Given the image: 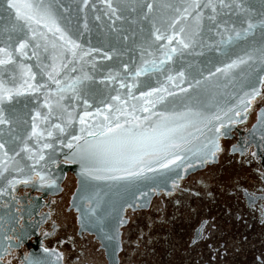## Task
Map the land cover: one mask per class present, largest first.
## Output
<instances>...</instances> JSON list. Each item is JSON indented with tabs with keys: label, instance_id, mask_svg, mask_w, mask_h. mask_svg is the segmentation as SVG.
Masks as SVG:
<instances>
[{
	"label": "water",
	"instance_id": "water-1",
	"mask_svg": "<svg viewBox=\"0 0 264 264\" xmlns=\"http://www.w3.org/2000/svg\"><path fill=\"white\" fill-rule=\"evenodd\" d=\"M14 2L40 3L47 15L18 20L8 0H0V48L11 53V60L0 53V60H8L0 63V118L6 121L0 123V224L7 194L17 184L8 181H29L35 175L34 188L57 189L69 171L76 178L69 207L80 229L99 238L109 264H117L125 208L147 205L159 190H170L178 178L214 160L217 127L235 120L259 92L264 75V0ZM249 24L254 27L245 32ZM157 29L164 40H156ZM21 42L25 47L18 52ZM129 85H135L131 96ZM115 96L120 101L112 100ZM49 101L51 113L45 106ZM105 116L146 135L173 130L174 146L167 149V157L141 154V176L116 180L94 176L123 172L86 175L78 146L104 139L99 131L107 123ZM34 123L41 135L32 134ZM57 124L65 130L54 127ZM89 131L96 136H89ZM169 160L175 162L159 167ZM1 236L0 232V242Z\"/></svg>",
	"mask_w": 264,
	"mask_h": 264
},
{
	"label": "flooded vegetation",
	"instance_id": "flooded-vegetation-1",
	"mask_svg": "<svg viewBox=\"0 0 264 264\" xmlns=\"http://www.w3.org/2000/svg\"><path fill=\"white\" fill-rule=\"evenodd\" d=\"M217 129L214 160L125 208L117 264H264V75L248 107ZM35 180L3 201L0 264H109L69 207L74 174L57 189L38 190Z\"/></svg>",
	"mask_w": 264,
	"mask_h": 264
},
{
	"label": "snow or ice",
	"instance_id": "snow-or-ice-1",
	"mask_svg": "<svg viewBox=\"0 0 264 264\" xmlns=\"http://www.w3.org/2000/svg\"><path fill=\"white\" fill-rule=\"evenodd\" d=\"M87 2V0H85ZM111 7V5H109ZM149 9H151L152 5H148ZM8 8L9 9H15L16 10V18L18 20H26V21H32L35 19V15H47V12L43 9L42 5L40 3H16L14 0H8ZM185 13H187L188 9L186 8ZM179 19V17H177ZM173 25H175V21H173ZM254 25L249 24L248 28L244 31L247 32L248 30L252 29ZM181 32H184V29H180ZM239 35V33H237ZM156 40L162 41L165 39V35L163 32H160L159 29H157V32L155 33ZM167 39L171 41L173 37L171 35L167 36ZM183 43V41H181ZM185 47L188 45L185 44ZM25 47V44L23 42L20 43V45L17 47V51H21ZM173 51H176V49H173ZM0 53H5L8 56V60H11V53L8 52L6 48H0ZM165 55L167 53L165 52ZM168 58H171L170 56ZM8 60H0V63H8ZM234 64L236 62H233ZM233 65H229L228 67H232ZM127 67V66H126ZM141 72H137L136 75H140ZM111 78V77H110ZM57 84H59V81H55ZM135 85H129V96H131V88ZM72 90H75V83H73L71 86ZM121 87H124L122 84ZM34 91L36 89H33ZM151 93H148L147 95H150ZM8 96L11 95V93H7ZM146 95L144 93L141 94ZM63 99V97H61ZM112 100L114 101H120L119 96L112 97ZM87 104V101H85ZM123 103V101H121ZM51 104V101L46 103V107H49V113H51L52 109L49 106ZM105 107L112 108L111 104H105ZM117 113H121V109L119 107L116 108ZM97 114H100L99 109L97 110ZM85 115H89V113H85ZM40 113L37 112L36 117H39ZM35 119V117H34ZM44 120L48 119V115H45L43 117ZM81 123H84V117L81 118ZM105 123L103 125V130L99 131V135L103 137L104 139L102 141L98 142H89L85 141L83 146H78V153L77 155L80 158V161L82 163V172L86 175H93L94 171H107V172H123L122 176H111V177H103L96 175L94 178L96 179H126V178H132L143 175V170L145 169V162L142 159V155L147 154H160L162 153L164 157H167L168 151L167 149L169 147L174 146L172 141L173 137L170 135V132L173 130H166V131H154L151 135H146L144 133H140L137 131H134L131 128L125 129L120 123L116 122L113 123L111 119H109L108 116L104 117ZM2 118H0V123H5ZM54 127L59 128L60 131H64L65 129L61 127L60 125H54ZM83 132L84 129H81ZM219 132V129H217ZM32 134L33 135H41L40 132L37 130V126L34 123L32 126ZM48 135L51 136L52 132H48ZM89 136L95 137V132H88ZM75 139H80V137H75ZM4 145L0 144V148H3ZM44 147H49V145L45 144ZM71 147V145H69ZM217 150H218V146ZM5 155H7L5 153ZM40 159H43L41 156ZM176 160L180 159L179 156L175 157ZM175 160H169L168 163H161L159 164V167L167 168L169 164L174 163ZM100 163L104 167L102 169H93L91 166L94 164ZM135 168L137 171H132V169ZM16 171H20L19 168L15 169ZM147 170L151 171L150 168ZM5 171H7V168H5ZM39 175V173H37ZM3 176V172H0V177ZM41 180H43V176L40 177ZM28 179L26 178L23 182L27 183ZM20 181L11 180L8 181L9 184L13 183H19ZM47 251V250H45ZM35 264H40L39 261H36Z\"/></svg>",
	"mask_w": 264,
	"mask_h": 264
}]
</instances>
